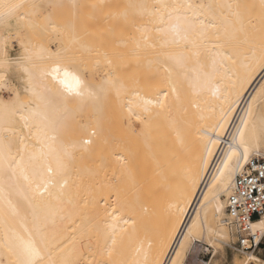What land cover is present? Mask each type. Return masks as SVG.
<instances>
[{
    "label": "bare ground",
    "instance_id": "bare-ground-1",
    "mask_svg": "<svg viewBox=\"0 0 264 264\" xmlns=\"http://www.w3.org/2000/svg\"><path fill=\"white\" fill-rule=\"evenodd\" d=\"M254 157L262 0H0V264H215Z\"/></svg>",
    "mask_w": 264,
    "mask_h": 264
},
{
    "label": "built area",
    "instance_id": "built-area-1",
    "mask_svg": "<svg viewBox=\"0 0 264 264\" xmlns=\"http://www.w3.org/2000/svg\"><path fill=\"white\" fill-rule=\"evenodd\" d=\"M227 225L234 231V249L246 255L264 247V233H253L252 223L264 214V159L250 161L237 175L227 197ZM202 258L198 264H208Z\"/></svg>",
    "mask_w": 264,
    "mask_h": 264
},
{
    "label": "rangeland",
    "instance_id": "rangeland-1",
    "mask_svg": "<svg viewBox=\"0 0 264 264\" xmlns=\"http://www.w3.org/2000/svg\"><path fill=\"white\" fill-rule=\"evenodd\" d=\"M13 42L14 44H11L9 52L11 58H17L19 54H21V49L19 48L18 44L15 41ZM18 86H20V84H18ZM5 96L7 98L9 95L5 94ZM255 158L256 157H254L253 159ZM236 240L237 239L233 237V239H230L226 245H220V252L215 258L216 259L215 264H237L238 260H239L238 262L241 264L244 262L247 256L238 253L232 247L233 243L236 242ZM191 252H190V256H188L187 264H198V261L201 260L202 258H207V260L211 262L213 258L212 248L209 247L204 241L196 243L193 246ZM255 255H257L258 257L264 260V247L259 252L255 253ZM250 264H257V263L251 262Z\"/></svg>",
    "mask_w": 264,
    "mask_h": 264
},
{
    "label": "snow or ice",
    "instance_id": "snow-or-ice-1",
    "mask_svg": "<svg viewBox=\"0 0 264 264\" xmlns=\"http://www.w3.org/2000/svg\"><path fill=\"white\" fill-rule=\"evenodd\" d=\"M262 4H264V0H262ZM14 7H15V6H14ZM12 10H13V9H11V8L9 9V12H8L9 15L11 14ZM65 75H67V73H65ZM77 83H79V81H77ZM77 94H79V93H77Z\"/></svg>",
    "mask_w": 264,
    "mask_h": 264
}]
</instances>
